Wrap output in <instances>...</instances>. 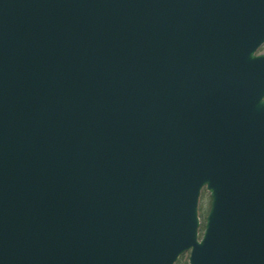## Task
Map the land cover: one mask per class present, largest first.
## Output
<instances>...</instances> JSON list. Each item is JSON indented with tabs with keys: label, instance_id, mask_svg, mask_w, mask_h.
Masks as SVG:
<instances>
[{
	"label": "water",
	"instance_id": "95a60500",
	"mask_svg": "<svg viewBox=\"0 0 264 264\" xmlns=\"http://www.w3.org/2000/svg\"><path fill=\"white\" fill-rule=\"evenodd\" d=\"M263 44L264 0H0V264H264Z\"/></svg>",
	"mask_w": 264,
	"mask_h": 264
},
{
	"label": "trees",
	"instance_id": "16d2710c",
	"mask_svg": "<svg viewBox=\"0 0 264 264\" xmlns=\"http://www.w3.org/2000/svg\"><path fill=\"white\" fill-rule=\"evenodd\" d=\"M204 192H205V190L202 193H204ZM210 204H211V199L210 198L207 199V197H205V194H204L203 198H202V201L199 204V216H200V218L202 220V226H201V230L202 231L204 229L206 216H207V214L209 212V209H210ZM182 257H180V259L178 260V262L176 264H189L188 259L183 262L182 261Z\"/></svg>",
	"mask_w": 264,
	"mask_h": 264
},
{
	"label": "rangeland",
	"instance_id": "374dc122",
	"mask_svg": "<svg viewBox=\"0 0 264 264\" xmlns=\"http://www.w3.org/2000/svg\"><path fill=\"white\" fill-rule=\"evenodd\" d=\"M259 53H264V45L259 49ZM204 194H205V197H207V199L210 198V194H209V192H208L207 190H205V192L201 194L199 204L201 203ZM210 199H211V198H210ZM182 256H183V257H182V261L184 262L185 260L188 259V257H189V253H186V254H184V255H182Z\"/></svg>",
	"mask_w": 264,
	"mask_h": 264
}]
</instances>
